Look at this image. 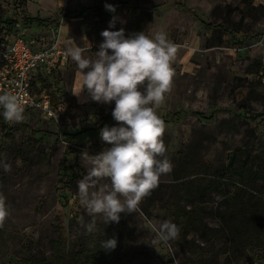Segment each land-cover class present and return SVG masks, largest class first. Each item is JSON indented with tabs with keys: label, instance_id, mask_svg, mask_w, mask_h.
<instances>
[{
	"label": "rangeland",
	"instance_id": "obj_1",
	"mask_svg": "<svg viewBox=\"0 0 264 264\" xmlns=\"http://www.w3.org/2000/svg\"><path fill=\"white\" fill-rule=\"evenodd\" d=\"M31 1L0 0V25L31 15L57 19V30L22 25L34 28L25 37L35 46L59 40L65 52L78 46L94 58L113 17L111 30L163 32L176 45L171 89L156 109L173 167L135 211L121 213L119 223L107 225L96 216L95 230L86 231L94 218L78 199L77 185L87 172L82 153L95 155L110 147L99 127L115 102H95L86 90L74 94L81 73L68 55L67 64L39 87L52 99L51 112L25 114L19 123L0 116V159L11 166L8 172L0 166V198L8 210L0 219V264H54V241L73 264L82 251L112 237L118 240L110 251L116 264H264V246L258 242L222 253L224 243L230 248L228 237L205 242L197 234L179 233L174 240L158 239L160 225L174 222L171 199L184 181L222 176L232 184L226 193L238 188L257 196L261 189L259 182L241 186L228 166L236 158L237 165L264 168V0H58L62 7L57 10V0L28 6ZM118 2L132 9L116 8L97 23L98 7ZM176 2L185 8L175 7ZM117 123L113 119L106 125ZM209 195L204 206L216 210L224 196ZM258 196L264 200L263 193ZM204 220L212 228L220 226L214 217Z\"/></svg>",
	"mask_w": 264,
	"mask_h": 264
},
{
	"label": "clouds",
	"instance_id": "obj_2",
	"mask_svg": "<svg viewBox=\"0 0 264 264\" xmlns=\"http://www.w3.org/2000/svg\"><path fill=\"white\" fill-rule=\"evenodd\" d=\"M105 8L116 11L112 4ZM116 19L113 17L109 29L101 32L104 39L94 58L86 57L78 46L66 51L81 73L79 90L74 94L79 96L86 90L95 102H115L112 117L118 122L100 131L102 141L110 147L95 155L82 153L87 172L77 188L80 204L94 218L85 226L88 233L95 230L96 216L108 225L119 223L121 213L135 211L173 167L162 139L164 122L156 109L171 89L176 45L163 32L126 35L124 28L111 30ZM0 116L9 123L25 119L24 101L18 93L0 94ZM0 166L10 171L5 160L0 159ZM105 179L109 183H102ZM7 214L0 198V219ZM179 233L176 223L166 221L158 229V239L167 242ZM117 245L115 237L102 241L106 251L115 250Z\"/></svg>",
	"mask_w": 264,
	"mask_h": 264
},
{
	"label": "trees",
	"instance_id": "obj_3",
	"mask_svg": "<svg viewBox=\"0 0 264 264\" xmlns=\"http://www.w3.org/2000/svg\"><path fill=\"white\" fill-rule=\"evenodd\" d=\"M114 6L117 9L120 7L132 9V6L126 2H118ZM174 6L185 8V5L180 2H176ZM98 8L99 10H96L98 14L95 15L97 23H104L105 16H108L106 14H112V12L104 10L106 8ZM89 9L91 8L87 10ZM185 11L191 13L190 10L185 9ZM17 23H21L26 28L37 25L45 30H49L51 27L57 30L60 27L57 19L50 20L40 16H24L22 20L11 19L5 21V24L11 29ZM139 25H141V22ZM196 114L200 115L201 113ZM178 118L179 116H176V119ZM212 118L211 115L205 119ZM110 120H113L112 115H106L99 130ZM228 171L231 172V175L237 177V182L241 186L252 188L254 183L259 182L261 189L258 191L257 196L238 188L234 192L226 193L232 187V184L230 181H223L222 176H218L214 180H206L203 177L184 181L175 186V195L171 199L174 223L179 226L180 233L184 237L194 233L199 235L205 242H222V238L228 237L230 248H227L228 244L224 243L223 248L220 249L222 253H226L230 249L233 252L244 249L254 242L264 246V200L258 196V194H264V168L250 167L248 162L237 165L236 158H233L228 166ZM211 191H217L224 196L221 206L216 210L207 209L204 206L210 197ZM206 216L216 218L220 226L217 228L210 227L204 220ZM53 244L56 248L54 264H68L60 253L61 244L56 241ZM76 257L73 264H116L111 252L103 249L101 242L96 243L89 251H82L81 255ZM39 263L46 264L42 261Z\"/></svg>",
	"mask_w": 264,
	"mask_h": 264
},
{
	"label": "built area",
	"instance_id": "obj_4",
	"mask_svg": "<svg viewBox=\"0 0 264 264\" xmlns=\"http://www.w3.org/2000/svg\"><path fill=\"white\" fill-rule=\"evenodd\" d=\"M25 32L21 23L12 29L0 25V94L18 93L24 101L25 114L51 112L50 98L39 87L68 61V55L59 40L36 48L35 40L26 39Z\"/></svg>",
	"mask_w": 264,
	"mask_h": 264
},
{
	"label": "crops",
	"instance_id": "obj_5",
	"mask_svg": "<svg viewBox=\"0 0 264 264\" xmlns=\"http://www.w3.org/2000/svg\"><path fill=\"white\" fill-rule=\"evenodd\" d=\"M34 2H39V1L32 0L31 2L28 3V6H30V4H31V3H34ZM58 2H60V1L57 0L56 10H57L59 7H62V6H60V5L58 4ZM56 10H55V11H56ZM48 13H49V12H48ZM48 13H47L46 15H50V14H48ZM29 14H30V13H29ZM30 15H31V14H30ZM31 17H34V16L31 15ZM34 26H35V25H34ZM63 29H64V28H63ZM64 31H66V30H64ZM27 32L34 33V28H32V29L29 28V29L27 30ZM64 33H65V32H64ZM25 35H26V34H25ZM64 35H65V34H63V36H64ZM27 38H28V37H27ZM41 46H42V44L37 45V46H35V47L38 48V47H41ZM66 64H67V63H65V64L62 65L61 67H64ZM61 67H60V68H61ZM52 75H53V74H52ZM52 75H51V76H52ZM42 82H43V85H45V84H44V83H45V80H43Z\"/></svg>",
	"mask_w": 264,
	"mask_h": 264
}]
</instances>
